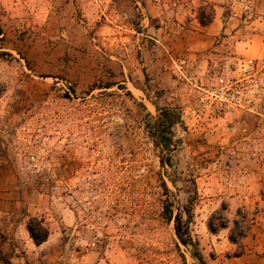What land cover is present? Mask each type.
Masks as SVG:
<instances>
[{"label":"rangeland","instance_id":"374dc122","mask_svg":"<svg viewBox=\"0 0 264 264\" xmlns=\"http://www.w3.org/2000/svg\"><path fill=\"white\" fill-rule=\"evenodd\" d=\"M262 9L0 0V264H264V87L213 98Z\"/></svg>","mask_w":264,"mask_h":264},{"label":"built area","instance_id":"2783aa9c","mask_svg":"<svg viewBox=\"0 0 264 264\" xmlns=\"http://www.w3.org/2000/svg\"><path fill=\"white\" fill-rule=\"evenodd\" d=\"M171 61L175 70L182 73L187 64L186 58L180 56ZM233 63L238 70L237 76L214 74L216 82L213 98L217 104L230 108L248 106L264 87V58L234 57Z\"/></svg>","mask_w":264,"mask_h":264},{"label":"trees","instance_id":"16d2710c","mask_svg":"<svg viewBox=\"0 0 264 264\" xmlns=\"http://www.w3.org/2000/svg\"><path fill=\"white\" fill-rule=\"evenodd\" d=\"M1 33L2 30L0 27V37H1ZM173 221H174L173 222L174 232L179 238V240L182 243H190L191 238L187 233L186 226L183 225L182 221L180 220V216L178 214L174 215ZM26 230L34 243L41 242L42 240L45 239L47 235V228L39 219L35 217H31L26 222ZM191 245H192L191 248L192 255L198 260L199 264H205L204 259L201 253L199 252V250L197 249L196 245L193 242Z\"/></svg>","mask_w":264,"mask_h":264},{"label":"crops","instance_id":"0c3cea01","mask_svg":"<svg viewBox=\"0 0 264 264\" xmlns=\"http://www.w3.org/2000/svg\"><path fill=\"white\" fill-rule=\"evenodd\" d=\"M217 16V15H216ZM214 17V20L210 21L208 25H205V27L200 28L204 29V35L208 33H212L215 30H217L218 26L220 25L218 23V18ZM254 20V31L252 32V35L249 39L246 41V46H242L240 50L242 51H249L254 52L255 54H263L264 55V10H261V13H255ZM236 46V44H235ZM1 212V211H0Z\"/></svg>","mask_w":264,"mask_h":264}]
</instances>
